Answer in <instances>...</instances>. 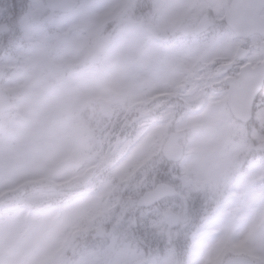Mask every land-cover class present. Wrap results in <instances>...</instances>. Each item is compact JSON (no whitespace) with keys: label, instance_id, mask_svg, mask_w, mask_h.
Segmentation results:
<instances>
[{"label":"snow or ice","instance_id":"obj_1","mask_svg":"<svg viewBox=\"0 0 264 264\" xmlns=\"http://www.w3.org/2000/svg\"><path fill=\"white\" fill-rule=\"evenodd\" d=\"M219 6V0H206L203 5L219 22L232 27L227 14L216 17L212 12ZM143 7L139 0H0V66L14 67L24 77V87L32 98L29 113L34 117L21 143H9L6 136L0 140V264H27L34 252H40L36 264H190L182 255L180 229L190 224L185 209L189 203H198V198L189 199L193 182L176 170L159 169L151 178L148 195L109 202L116 191L112 186L64 210L66 221L51 244L45 242L55 226L54 216L29 219L19 214L27 191L22 185L34 179L27 174L31 161L43 158L46 175L40 179L50 176L60 163L59 159L50 163L48 157L61 146L56 130L78 110L72 98L93 99L105 84L102 77L87 72L88 62H112V52L119 44L115 59L121 69L107 82L117 95L139 93L156 82L169 87L166 76L157 70L161 61L158 50L146 53L143 43L134 47L123 43L128 35L155 31L151 21L138 15ZM190 7L188 0H162L157 5L165 18L176 20ZM243 7L252 15L240 27L264 31V0H247ZM199 30L193 26L194 32ZM187 86L184 79L177 78L170 84L171 93L176 95V90ZM221 91V106L214 119L192 121L207 124L214 132L198 147L200 158L193 168L200 175L222 170L231 179L249 164L264 162V140L251 146L243 140L248 133L264 129V50L258 49L245 63L236 64L221 82ZM237 136L240 143L225 153V144ZM125 166L117 163L113 167L118 182L126 179L121 172ZM234 195L238 202L215 230L204 264H264V192L257 193L249 181ZM85 209H91V214L85 216ZM98 217L103 220L93 224ZM104 222L111 223L107 232L111 243L101 258L86 252L80 240L92 227L103 232ZM190 235L191 250L207 234L194 231Z\"/></svg>","mask_w":264,"mask_h":264},{"label":"clouds","instance_id":"obj_2","mask_svg":"<svg viewBox=\"0 0 264 264\" xmlns=\"http://www.w3.org/2000/svg\"><path fill=\"white\" fill-rule=\"evenodd\" d=\"M139 2L144 7L138 15L151 21L155 31L128 35L123 43L129 47L143 43L146 53L158 50L161 61L157 70L166 76L169 87L156 82L139 93L117 95L107 82L121 69L115 59L121 50L119 44L112 52V62H88L87 72L102 77L105 84L97 89L93 99L83 100L78 95L72 98L78 110L74 118L56 130L61 146L48 157L50 163L57 159L60 163L50 176L26 191L22 197L25 207L19 214L29 219L54 216L55 226L45 242L51 244L66 221L64 210L83 204L112 186L116 191L108 197L109 202L121 197L148 195L152 191L151 178L159 169L167 167L190 177L193 183L189 199L195 196L201 202L192 223L180 231L184 258L190 264H204L209 254L207 245L215 238V230L224 223L225 213L238 202L234 194L241 192L249 181L257 193L264 192V162L249 164L244 172L231 179L222 170L198 174L193 168L200 158L197 149L214 132L207 124L192 121L194 118L209 122L214 119L221 106V82L236 64L245 63L258 49L264 50V31L240 27L241 22L252 15L243 7L247 0H219V8L212 9L216 17L227 14L232 27L209 14L203 7L206 0H188L191 7L179 20L162 15L157 8L162 0ZM193 26L200 30L194 32ZM182 45L187 47L182 48ZM175 56L180 59L173 60ZM177 78L184 79L188 86L173 95L170 84ZM243 140L249 146L259 143L264 140V129L248 133ZM240 141L239 136L230 138L223 151L232 152ZM117 163L126 165L121 170L126 176L123 182H118L113 174ZM39 174L46 175L42 167ZM185 210L192 215L190 203ZM102 220L103 217H98L93 224ZM103 228V232L90 228L80 240L86 252H95L101 258L111 243L107 235L111 223L104 222ZM194 231L207 235L190 250V234ZM76 236L80 238L81 234ZM39 258L40 252H34L27 264H36Z\"/></svg>","mask_w":264,"mask_h":264},{"label":"rangeland","instance_id":"obj_3","mask_svg":"<svg viewBox=\"0 0 264 264\" xmlns=\"http://www.w3.org/2000/svg\"><path fill=\"white\" fill-rule=\"evenodd\" d=\"M0 69L3 71L4 75L1 80V86L11 95V97H13L14 100L13 110L0 114V137L8 134L11 128L12 133L15 135L14 137H9L8 142L12 144L21 143L34 119L29 113L32 98L24 87V77L16 68L11 66H0ZM162 134L163 133L161 132L160 135ZM2 139L3 138H0V140ZM43 163V158H35L31 161V166L27 170V174L34 177L32 182H37L39 184L44 180L39 178V170L43 166ZM107 191L108 189H105L103 192ZM83 214L85 216L90 215L91 209H85ZM189 217L190 223H192L194 219L192 216Z\"/></svg>","mask_w":264,"mask_h":264},{"label":"water","instance_id":"obj_4","mask_svg":"<svg viewBox=\"0 0 264 264\" xmlns=\"http://www.w3.org/2000/svg\"><path fill=\"white\" fill-rule=\"evenodd\" d=\"M1 73V72H0ZM1 76V74H0ZM11 106V103L5 93V91H3L1 88H0V109L4 108V109H7Z\"/></svg>","mask_w":264,"mask_h":264},{"label":"trees","instance_id":"obj_5","mask_svg":"<svg viewBox=\"0 0 264 264\" xmlns=\"http://www.w3.org/2000/svg\"><path fill=\"white\" fill-rule=\"evenodd\" d=\"M165 168V167H164Z\"/></svg>","mask_w":264,"mask_h":264}]
</instances>
